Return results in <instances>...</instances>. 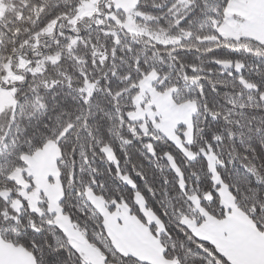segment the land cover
<instances>
[{"label":"snow or ice","instance_id":"6c2138e0","mask_svg":"<svg viewBox=\"0 0 264 264\" xmlns=\"http://www.w3.org/2000/svg\"><path fill=\"white\" fill-rule=\"evenodd\" d=\"M0 264H264V0H0Z\"/></svg>","mask_w":264,"mask_h":264}]
</instances>
